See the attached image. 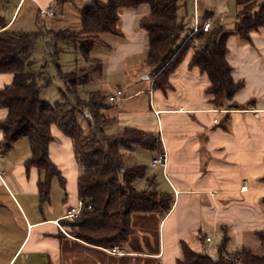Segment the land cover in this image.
Here are the masks:
<instances>
[{"label": "crops", "instance_id": "1", "mask_svg": "<svg viewBox=\"0 0 264 264\" xmlns=\"http://www.w3.org/2000/svg\"><path fill=\"white\" fill-rule=\"evenodd\" d=\"M215 1L220 3L219 9ZM93 3L16 0L3 19L6 29L14 32L39 28L45 32L78 31L82 10ZM179 5L186 28H192L182 44L195 26L209 22L211 29L232 33L239 22L236 0H180ZM201 8H205L202 19ZM41 9H53L54 15L42 16ZM150 11L148 5L120 11V34H106L110 38L102 36L96 41L90 61L99 64V71L78 87V93L80 87L94 84L88 96L99 92L106 97L108 134L135 128L160 139L162 150L134 146L125 153L124 163L126 168L144 166L145 177L134 182L135 188L145 191L154 187L170 194L172 208L168 213L138 212L151 222L144 229L135 225L134 213L135 233L116 247L117 252L89 245L75 238L73 228L65 224L68 210L82 201L78 194L82 169L72 140L58 126H52L49 158L59 176L51 180L50 197L42 202L39 186L46 180V172L27 167L32 156L29 139L19 140L3 153L0 129V264H177L182 257L181 242L204 252L212 245L217 249L228 236V251L234 252L249 248L247 235L256 237L257 231L264 230V26L253 31L249 40L234 35L228 38L226 58L233 79L243 87L234 97L237 108L219 109L207 93L211 85L208 74L190 64L192 50L170 75L167 91L154 87L155 76L146 62L148 34L140 27V20ZM217 17L218 26L214 27ZM41 38L52 39L51 35ZM80 47H75V70L92 63L80 57ZM59 65L63 73H70L62 69V63ZM57 77L61 80L58 70ZM13 78L11 73H0V89L10 85ZM116 90L123 95L119 102L111 103L108 97ZM7 113L0 108V123ZM161 152L166 155V164L154 167L152 161ZM149 228L154 232L146 231L148 237L141 243L154 239V246L138 249L135 239ZM207 238H211L210 243Z\"/></svg>", "mask_w": 264, "mask_h": 264}, {"label": "trees", "instance_id": "2", "mask_svg": "<svg viewBox=\"0 0 264 264\" xmlns=\"http://www.w3.org/2000/svg\"><path fill=\"white\" fill-rule=\"evenodd\" d=\"M2 0H0L1 2ZM180 0H94L81 12V29L78 31L14 32L6 29L7 23L0 17V73H11L10 85L0 89V108L7 110V117L0 123L3 132L2 152H8L21 139L28 138L32 156L27 167H37L46 172V180L40 183L41 201L50 197L51 180L59 171L49 158V146L54 140L52 126H58L74 145L75 155L82 172L78 180L79 199L84 201L78 218L66 219L73 228V236L89 245L113 249L127 243L135 233L132 216L138 212L160 211L168 213L173 197L152 189L139 191L134 182L145 177V167L126 168L125 153L139 146L148 150H162L160 139L152 133L135 128H124L108 134L105 114L106 97L91 92L87 99L79 96L78 87L88 82L90 75L99 71V64L92 62L94 44L103 35H119L120 11L148 5L150 14L140 20V27L148 34L147 65L155 76L154 87L167 91L169 78L185 56L192 50L191 65L208 74L211 85L207 93L219 109H234L235 94L243 84L232 77V67L227 61V40L238 36L249 40L253 31L264 26V1L236 0L240 10L239 22L232 33L222 28L193 31L185 44L179 46L186 24L180 16ZM260 7L259 12L255 9ZM51 35L54 41L51 57H56L57 41L81 45L80 57L90 65L63 73L60 65L52 61L58 76L65 84L60 91L61 102L46 103L41 100L43 89L51 85L46 72L29 71L33 64L32 50L36 41ZM256 237L264 247V230ZM229 237L225 236L216 249L215 256L198 252L186 242H181L182 257L177 264H264V255L243 247L228 251ZM154 264H160L158 261Z\"/></svg>", "mask_w": 264, "mask_h": 264}, {"label": "rangeland", "instance_id": "3", "mask_svg": "<svg viewBox=\"0 0 264 264\" xmlns=\"http://www.w3.org/2000/svg\"><path fill=\"white\" fill-rule=\"evenodd\" d=\"M3 3L0 5V12H1V17H7L9 16V13L13 10V7L15 6V2L16 0H4L2 1ZM218 1H215V8L217 6H220V3L218 4ZM27 9V5H25L23 7V11L21 13V17L24 16L25 11ZM205 9V8H204ZM203 8H201L199 10V15L200 18H203L204 15V10ZM219 9V8H216ZM4 16V17H3ZM218 19L219 17H217V20L213 21V26L216 27L218 26ZM192 29V28H191ZM191 29H185L182 34H181V38L179 41V44H182L183 40L188 37V34L191 33ZM104 39L106 38H110V36H106L103 35ZM53 43L54 41L51 38H41L37 41V45L35 47L34 53L31 54V60L33 61V64L31 66L28 67L29 71H34V72H46L48 74V76L51 78L52 83L51 85H49L48 87H46L45 89H43V91L41 92V100L46 102V103H50V104H56L58 102L62 101V98L60 96V91L64 90V83L57 77V69L55 67V65L52 63V61L58 62L59 64L62 63V69L68 72H71L73 70H75V59L74 56L75 54H77L75 52V45L69 42H63V41H59L57 42V55L56 57H51V53L52 50H55L53 47ZM78 47H80V45H78ZM60 60V61H59ZM130 76V74H129ZM94 84L90 85V86H82L79 89V96L83 99H87L88 97V92L90 90H92L94 88ZM107 133H109V128L106 129ZM1 157V156H0ZM144 215V213H136V217H135V225L139 228V229H144L146 227H148L151 222L146 221L144 218H142V216ZM148 222V224H147ZM154 232L153 228H149L148 230L145 229L144 232L141 234V232H139V235L137 236V239H135V242L137 244H135L136 247H146V248H150L152 246H154L155 241L154 239L151 240L149 239V242H145L143 241L141 243L142 238L143 239H147V234L146 231H151ZM151 240V241H150ZM246 245L251 248V250L253 251V253L257 254V255H264V247L259 243L258 239L249 234L246 237ZM210 243V242H209ZM142 245V246H141ZM216 249L214 248V246L212 245L209 249L205 248V253L210 254V255H215Z\"/></svg>", "mask_w": 264, "mask_h": 264}, {"label": "built area", "instance_id": "4", "mask_svg": "<svg viewBox=\"0 0 264 264\" xmlns=\"http://www.w3.org/2000/svg\"><path fill=\"white\" fill-rule=\"evenodd\" d=\"M40 15L52 17L54 15V10L53 9H41ZM199 29H203L205 32H207L211 29V24L209 22H206L201 27L195 26L194 31H197ZM122 95L123 93L121 90H116L115 92L109 95L108 100L111 103H117L121 99ZM165 164H166V155L163 152L159 153V155L152 161V165L154 167L165 166ZM84 206H85L84 201H80L77 207L71 208L70 210H68L65 218L70 219V220H74L78 218ZM206 241L208 243L211 242V238H207ZM112 252H117V249L113 248Z\"/></svg>", "mask_w": 264, "mask_h": 264}]
</instances>
